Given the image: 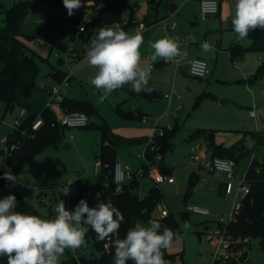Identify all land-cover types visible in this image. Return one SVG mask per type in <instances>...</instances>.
Wrapping results in <instances>:
<instances>
[{"label": "rangeland", "instance_id": "rangeland-1", "mask_svg": "<svg viewBox=\"0 0 264 264\" xmlns=\"http://www.w3.org/2000/svg\"><path fill=\"white\" fill-rule=\"evenodd\" d=\"M19 1L21 0H0V5L3 6V10H7ZM130 1L136 7L135 16L139 20L144 21L149 0ZM150 1L153 4L159 2V0ZM191 3H193V0L189 3V6ZM131 14L132 12L129 9L123 15L127 19ZM58 15L59 10L53 7L33 10L26 15L21 28V39L24 44L39 57L41 68L39 81L43 83L47 80L48 73L55 67L69 72V66L59 61L58 56L62 53L57 49L52 51L47 41L48 33L58 23ZM199 21L201 22V19ZM5 25L6 14L0 11V28ZM227 33L229 35L233 33V38L236 37V34L231 30H228ZM202 40L204 41L205 39ZM206 41L210 42V39H206ZM237 41L238 43L243 42L246 48L251 45L250 37L244 41H239L238 39ZM228 46L230 47V45ZM85 61L84 64L78 66L77 64H72V66L75 67L74 80L83 84L89 95L87 97L93 100L97 107L98 113L93 115L91 123L106 121L113 126V134L120 136L117 137L119 142L116 144L117 158L119 156L122 159L125 158L126 160L137 162L136 159L147 149L149 140L155 136V125L150 136L141 131V127L137 129L131 125L117 126L116 121L119 117L116 108L118 104H121L124 109H127L129 106H127V103L132 105L133 103H141V101L144 103L145 100L132 98L131 92L124 90V88L131 87L127 85L123 89L113 91L101 102L102 91L97 90L90 84V78L95 75L97 69L90 66L87 60ZM263 62L258 54L250 52L242 61L232 66L234 75L223 73L222 71V73L216 74L210 80L195 78L187 70L184 73L181 71L177 76L174 72L175 65V68L151 73L150 79L152 81L163 79V83H167L165 92H170L167 93L168 96L165 98L167 104L155 110L157 111V117L164 113L166 114H164L165 116L159 123V127L182 126V130L173 140L175 144L173 150L163 155L167 166L170 168L169 174L174 178L175 184L170 186L165 182L160 185L164 198L162 206L167 207L178 219H180V213L186 209L183 201L191 190L193 178L201 176L195 171H198L205 162L201 155V141L198 139L194 140L192 137L199 128H241L243 130L238 132L242 135L236 140H241L240 144L244 143L249 152L239 156V165L235 172L236 180H240L242 175L249 170L253 161L264 162V80L250 88L242 80L243 76L246 75L248 77L255 73ZM172 91L177 93V95L170 104ZM223 98L230 99L232 102L223 105L221 102ZM252 105H255L256 118L254 119L250 118L249 114V106ZM142 106L139 108L146 109V105L142 104ZM1 108L0 140L9 131L7 124L13 122L15 115L19 111L5 115L4 105H1ZM54 110H58L57 107ZM180 111L182 112L181 114ZM140 126L145 128L143 124ZM88 131L83 136L78 137L75 134L71 135L72 132L66 130L65 136L58 147L45 149L25 162L19 178L22 185L21 188L14 193H0V199L9 194H14L17 199L16 210L22 203H28L37 210L40 217L54 218V207L57 204H54V196L58 198V202L63 200L66 208L69 209L67 197L59 187L66 186L69 181H74L79 174H83L82 179L90 183L89 189L85 193V200H87L89 206L95 207L98 202H105L96 188L106 186L108 181L106 179L101 180L95 176L98 173L95 162L100 158L102 150V133L96 129ZM218 134L219 132H216V135ZM221 137L217 136L215 140L221 141ZM246 137L247 139H245ZM140 139L143 142H135V140ZM227 139L230 138H225L228 143ZM195 155L200 157L198 162L193 159ZM85 164L90 166V171L83 169V167H86ZM161 165L166 169L164 164ZM167 173L168 171H166ZM203 175L205 173H202ZM141 184L143 190L146 191L155 182L151 178L145 177L142 179ZM34 186H36L35 190ZM43 195L44 198H42ZM241 197L240 195V200ZM188 198V204H194V195H189ZM220 203L221 205L219 204L217 210L220 211L221 215L216 219L219 220L221 217L226 220L230 219L235 204V196L230 195L226 200L220 201ZM206 220V217L192 214L191 227L189 229H184V223L181 221V232L177 233L171 247L165 250L166 253L173 255L171 264H213L216 258L214 255L218 249L214 244H207L199 234L204 228ZM69 251L70 253L66 250L65 254L60 258V264H71L69 260L73 256L93 258L96 261L95 264H110L102 261L104 252L97 249L91 239L86 240L85 246L75 251ZM247 251V264H264V238L252 239ZM0 264H7L6 256H1Z\"/></svg>", "mask_w": 264, "mask_h": 264}, {"label": "trees", "instance_id": "trees-1", "mask_svg": "<svg viewBox=\"0 0 264 264\" xmlns=\"http://www.w3.org/2000/svg\"><path fill=\"white\" fill-rule=\"evenodd\" d=\"M98 0H82V3L97 2ZM130 0H114L107 9H99L95 7L96 16L90 25L89 38L96 36L101 27H112L115 24H122L124 21V12L131 7ZM53 7L58 10L64 8L63 0H21L15 3L7 10H3L0 5V11L6 14V25L0 28V63L3 68L0 71V112L1 105L5 107V115L15 113L19 109H26L31 112L29 121H33L39 113L45 120V126L37 133L34 139H29L25 147L15 156L12 164L16 174H20L25 162L43 152L50 147H58L65 136L66 128L58 123V115L52 107L45 108L42 105L44 98H49L48 88H43L38 78L40 75V63L38 57L30 51L21 39L22 24L28 13L33 10ZM175 0H160L155 8V17L146 19L149 25L153 22H159L165 19L170 12L176 9ZM162 14V15H161ZM160 18V20L158 19ZM131 21V20H130ZM68 33L60 29L59 25L56 29L49 32L47 41L52 49L66 52ZM251 39L250 47L246 48L242 45H235L230 49L231 59H243L248 53L258 54L264 61V30L257 28L249 34ZM66 76L62 71L57 70L51 77L60 83ZM264 80V62L259 69L251 77L245 80L248 85H255ZM150 98H159V95H151V93L140 92ZM64 113L81 112L89 117L95 115L96 108L89 100L65 98L60 105ZM121 116L131 117V113L119 110ZM91 124L87 127L90 128ZM93 126V125H92ZM91 126V127H92ZM103 144L99 160L102 162V175L110 182L113 180V171L116 163V148L114 139L108 133L109 128L102 126ZM182 130V126L175 125L171 131H165L163 135H155L148 145L146 156L151 162H155L158 155H165L168 151L173 150L175 144L174 138ZM202 131L193 134V138L200 135ZM215 134L209 137L210 146L214 149L212 159L226 158L235 160L239 163V156L248 150L243 146L234 145L231 148H224L214 144ZM108 143V144H107ZM163 164V162H161ZM166 173V169H163ZM3 174L0 173V183ZM247 180L250 186V193L243 200V208L235 220L227 225L228 234L235 240H241L235 248L236 253L243 254L248 250L252 239L264 238V162L253 161L247 171ZM140 188V183L129 184L123 192L119 193L111 202L118 208L124 216L119 229L120 238H124L128 229L134 227L136 222L147 224L149 220H155L153 215L158 206L163 202V193L160 186L151 188L148 194L140 197L136 192ZM88 188L79 186L70 190V210L78 204L81 199H85V193ZM22 213L38 215L28 203L20 205ZM189 213H180V219L174 214H169L159 220L161 231L164 227L172 229L174 232H181V221L188 219ZM91 239L94 246L104 252L103 262L112 263L114 256V248L111 245V238L98 241L96 233L91 230L86 234V240ZM109 243L108 247L106 245ZM1 258V256H0ZM164 258L173 261V255L166 253L164 250ZM238 257L231 258L228 261L217 260L213 264H241ZM71 264H95V259L86 256L75 257L69 260ZM131 264V262H129ZM247 264V263H245Z\"/></svg>", "mask_w": 264, "mask_h": 264}, {"label": "clouds", "instance_id": "clouds-1", "mask_svg": "<svg viewBox=\"0 0 264 264\" xmlns=\"http://www.w3.org/2000/svg\"><path fill=\"white\" fill-rule=\"evenodd\" d=\"M63 5L72 16L82 6V0H63ZM257 28L264 30V0H235L231 29L237 39L244 41ZM143 43L141 32L129 34L113 27H101L90 40L85 58L97 69L90 84L102 91L101 102L127 85L135 93H151L148 82L153 68L141 65ZM150 47L154 50L153 62L158 58L179 61L188 56L187 51L181 50L178 38L164 37L150 42ZM200 47L203 53L214 51L207 41ZM3 178L13 183L16 180L10 171L4 172ZM16 208L14 194L0 199V256L7 257V264H60L66 250L75 251L86 245L89 227L98 241L111 238L114 264H170L164 258V250L171 247L177 233L168 227L161 231L159 221L149 220L147 224L136 222L125 237L120 238L124 216L111 200L90 207L87 200L81 199L72 210L59 200L54 207V218L22 213ZM190 227L188 222L183 225L184 229Z\"/></svg>", "mask_w": 264, "mask_h": 264}, {"label": "crops", "instance_id": "crops-1", "mask_svg": "<svg viewBox=\"0 0 264 264\" xmlns=\"http://www.w3.org/2000/svg\"><path fill=\"white\" fill-rule=\"evenodd\" d=\"M191 1L192 0H175V5L177 7L175 9V11L170 12V14L165 19H163L159 22H153V24L150 25L149 29L143 34L144 43L141 45V48H140L141 65L142 66L151 65L153 68L152 73L158 72V71H165L168 68H175V66H176L174 72L178 76V73H180L181 71L184 73L185 70L189 71V74H190V62L196 58H203L209 62L210 69H211V74L206 78V80H210L211 78L213 79L216 74H220V73H222V71H223V73H230L231 75H234L232 66H234L238 62L242 61L246 57L245 56L243 59H240V60H232L231 54H230V49L235 45H242L243 47H245V44H243V42L238 43L237 38L236 37L233 38V36H234V35H232L233 33H231L230 35L227 33L228 30L232 31V29H231V27H229V25H230L231 19L234 16V13H235V0H219L220 12L218 13V15L210 16L206 21L201 20V22L199 21L201 19L200 18L201 0H193V3H191L189 6V3ZM159 2H160V0H159ZM158 3L153 4V2H151L150 0L147 2V8L148 9H147V14L144 16L145 21L147 18L153 19L155 17L154 12H155V8L157 7ZM130 18H131V15L127 19L124 18L123 22L128 21ZM158 19L160 20L159 17H158ZM164 20H165V22H162ZM173 22L177 23L176 29H171V25ZM116 26H118V24H115L112 27L115 28ZM57 27H58V23L55 25L53 30L56 29ZM125 30L129 33H132V32H134V26L132 24H130L128 27H125ZM164 37H169L172 39L178 38V43L180 45L181 50L188 52L187 58L183 59V62L181 65L178 66L175 63V61L166 62L165 60L160 59V58H158L157 61H155V62H153L151 60V55H152L154 50L151 49L150 42H155L156 40L164 38ZM202 39H205V40L203 41ZM206 39H210L209 43L211 45H213L214 51L208 52V53L202 52L200 45L203 42H205ZM88 44L87 43H85V44L80 43V45L78 46L79 50L86 53V48H87ZM228 45H230V47ZM51 50L53 51L54 49L51 48ZM61 53L62 54L60 56H58L59 61L63 64H66L64 61L65 52H61ZM85 60L81 64H84L86 62ZM0 64H1V69H0V71H1L3 68V64L2 63H0ZM57 70L62 71L64 74L67 73L64 70H62L61 68L55 67L52 69L51 72L48 73L47 80L44 83L42 81L40 82L39 78H38L39 84L43 88H50V87L56 85L57 82L55 81V79L53 77H51V74H53ZM161 74H163V72H161ZM253 74H255V73H253ZM251 76L247 77L245 75V76H243V79H242L244 81L245 85L249 88L257 85V84H255V85L251 86V85L246 84L245 80ZM165 85L167 86V83H163V79H161V78H160V81H152L151 79H149L148 86L152 89L151 95L152 96L153 95H159V98L158 97L157 98H155V97L150 98V97H147L144 95H140V93H135V92L131 91V87L124 88L125 91L131 92L132 98L142 99V100H145V102L143 103L141 101V103H137V104L133 103L132 105L127 103V106L129 105L127 109H124L121 104H118V106L116 108V112H117V115L119 117V119L116 121L117 126L131 125V126H133V128H137V129H140V127H141V131H144L145 134L150 136L152 134L153 126L154 125H155V127L159 126V123L161 122L163 116L166 115L164 113L165 115L163 114V115L157 117V115H156L157 111H155L160 106H164L167 104V102L165 101V98L168 96L167 93H170V92H167V93L165 92V88H166ZM173 92L174 91H172V93H171L170 104L174 101V98L177 95V93H175V92L173 93ZM62 93H63L65 98L89 100L92 102L94 107L97 108L94 101L87 97L89 95L87 94V91H86L85 87L83 86V84L74 80V75H73V78H72L70 85L62 88ZM223 99H225V98H223ZM47 100H48L47 97L44 98L42 105H45ZM227 100L228 101L223 105H227V104L232 102V100H230V99H227ZM142 104L146 105V109L139 108V107H143ZM241 106H242V104H241ZM55 107H57L58 110H54ZM254 107H255V105L249 106V112L254 110ZM52 109L57 113L58 118H59V116H61V117L64 116V110L62 109L61 106L54 105V106H52ZM118 109L125 111L127 113H131L132 116L131 117H123L118 112ZM168 110H169V106H168ZM96 112L98 113L97 109H96ZM181 113L182 112L180 111V114ZM155 116H156V118H155ZM93 117L94 116H91L90 120ZM250 118L254 119L256 117L250 116ZM102 119H103V117H102ZM142 124H143V126H145V128L140 126ZM91 126H90V128H86V129H82V130L81 129H66V130L71 131L72 132L71 135L75 134L78 137H81L84 135L85 132L86 133L89 132L88 130L96 129L100 133H102V144H103V132H102L101 128H102V126H107L109 128L108 133H110V136L114 139V142H115L116 162L122 163L124 165H128L133 169H137L141 164H144L145 160H144L143 156L146 155L147 149L145 150V152L142 155H140L136 159L137 162H135L133 160H126L125 158L122 159L119 156L117 158L118 154H117L116 144L119 142L117 137H120V136L117 134H113L114 127L111 126L106 121H104L102 123H95V124L91 123ZM66 130H65V132H66ZM197 131H202L198 137L194 138V140L198 139L201 141L200 142L201 148H202L201 155L205 161L204 164L201 165L202 166L201 168H204L205 175L202 176V174H198L201 176L197 177V178H193V181L191 183V186H192L191 190L192 191L190 190L191 192L189 191L187 193V195L184 198L183 203L185 204V207H186V205H188V203H189L188 202L189 195L193 194L195 197L194 204L205 207L210 211L209 216H203V217L207 218V220L205 221L204 228L199 232V234L203 237V235L205 233H207L209 231H213L216 228L217 224L222 219H224V217H221L219 220L216 219L217 217H220V215H221L220 211L217 210V208H218L219 204L221 205L220 201L226 200L230 196L226 193V176L225 175L215 176V175L209 173V170L207 169L206 165H207L208 161H210L212 159L213 152H214V149L212 148L213 146H210L209 137L212 135V132H214V133L219 132L218 135L215 134V137L222 136L221 137L222 139H221V141L214 140L215 145L222 146L224 148H231L234 145L243 146L244 149L248 150L247 152H244V154L248 153L249 149L246 147V145L244 143L240 144V142H242L241 140L240 141L236 140L237 138H239L242 135L241 133H238V132L243 131V130H241V128H212V127L205 128L204 127V128H199ZM197 131H195V132H197ZM71 137H73V136H71ZM227 137L230 138V139H227V141H229L228 143L225 141V138H227ZM141 138H143V137H141ZM245 139H247V137ZM151 141H152V139L149 140L148 143L150 144ZM135 142H143V141H141V139H140V140H135ZM50 148H52V147H50ZM147 148H148V144H147ZM47 149H49V148H47ZM164 159H165V157L162 159L163 164L166 167V171H168L167 174L170 175L169 174L170 168L167 166ZM199 160H200V157H199ZM198 161H196V162H198ZM96 162H95V166H96ZM238 165H239V163H238ZM85 166L86 167H83V169H85L86 171L87 170L90 171V166H87L86 164H85ZM96 168L98 169V173L95 176L101 180L106 179L102 175V168L103 167H97L96 166ZM82 177H83V174H79L77 178H81L82 181H85V185H82V187L88 188L90 183H88L86 180H83ZM19 178H20V174H18V179ZM141 182H142V180H141ZM141 182H140V188L136 192L140 197L146 196L151 188H154L157 186L156 184H154L151 188H149V190L144 191ZM19 183H20V181H19ZM174 184H175V182L173 184H168V185L171 186ZM21 186L22 185L20 184L18 189H20ZM60 187H63V186H60ZM34 188H36V186H34ZM192 188L195 191L194 193H193ZM96 189H98L97 191L100 192V194L103 197V199L105 200V202L107 200L112 201L119 194L117 192H114V190L110 187L109 181H108V184L106 186H104L102 188H96ZM221 199H223V200H221ZM54 200H55L54 204L58 203V198L56 196H54ZM162 203L158 206V209L156 210V212L153 215L154 219L157 221H159L163 218L161 216V212L165 209L168 210L170 214H173L167 207L162 206ZM68 205H69V203H68ZM68 210H70V208ZM156 213H157V215H156ZM181 213H186V209ZM191 215L192 214H189L188 219L186 221H182V223L188 222L190 224L191 223ZM67 251L70 253L69 250H67ZM73 257L78 258V256H73ZM111 264H114V259L112 260Z\"/></svg>", "mask_w": 264, "mask_h": 264}, {"label": "built area", "instance_id": "built-area-1", "mask_svg": "<svg viewBox=\"0 0 264 264\" xmlns=\"http://www.w3.org/2000/svg\"><path fill=\"white\" fill-rule=\"evenodd\" d=\"M113 1L114 0H98L97 2L83 3L79 9L74 11L72 16L68 15L65 7L59 10L58 25L61 30L68 33L66 40L68 49L65 52L64 61L69 66V72L66 73L65 78L60 83L57 82L56 85L48 88L49 98L44 105L45 108L54 105L60 106L64 102L65 97L62 93V88L69 86L72 81L75 71V67H73L72 64H77L78 66L86 59V53L79 50L78 46L80 43L88 44L90 40L94 38V36L89 38V33L90 25L96 15L95 7H98L99 9H107L111 6ZM129 9L132 12L131 18L122 24H118L115 28L126 31L125 27L132 24L134 26V32L128 33L134 34L139 31L143 35L149 29L150 25L147 21H141L135 16L136 7L134 5H131ZM200 9V18L202 21H206L210 16L218 15L220 12V2L219 0H201ZM162 22H165V20ZM176 28L177 23L173 22L171 29ZM182 62L183 60L175 61L178 66L181 65ZM190 74L198 79H206L211 74L209 62L203 58L194 59L190 62ZM31 114L32 113L26 109H19L13 122L7 124L9 128L8 133L0 140V173L4 174V172L10 171L13 176L16 177L14 183L3 178L0 183V193H14L17 191L20 183L18 174L15 173L12 162L15 156L25 147L26 142L29 139H34L37 133L45 126V120L42 117V113H39L37 117L30 122L29 118L31 117ZM250 116L256 117L254 110L250 111ZM58 123L66 129H86L91 124V120L85 113L73 112L64 113V116L58 119ZM172 129L173 126H156L155 135H163L165 131H171ZM143 158L145 160L144 164H141L137 169H132L130 166L119 162L116 163L113 171V180L109 182L110 187L114 192L121 193L129 184L140 183L145 177L151 178L158 186L165 182L168 184H173L175 182L174 178L164 173L163 166L161 165L163 159L161 155L157 156L155 162L149 161L146 155H144ZM193 159L198 161L199 156L195 155L193 156ZM96 166L102 167V162L98 160ZM206 166L209 173L215 176H226V193L235 196V204L230 219H222L213 231H209L203 235V239L207 244H214L218 249L214 255L216 257L214 261H228L231 258L240 257L242 255L241 253L235 252V248L241 240H235L230 234H228L227 225L230 221L235 220L240 214L243 208V200L250 193L247 172L242 175L240 180H236L235 171L238 163L235 160L226 158L211 159ZM195 172L197 174H202L204 173V168H200ZM82 185H85V181H82L81 178H76L74 181H70L66 186L59 187V189L64 194L66 190H68V193L65 195L69 202L71 188ZM240 195L242 196L241 200ZM42 198H44V195ZM186 212L201 216L210 215V211L207 208L195 204L186 205ZM168 215L169 212L166 209L161 212L162 217H167ZM108 245L109 243L106 247H108Z\"/></svg>", "mask_w": 264, "mask_h": 264}, {"label": "water", "instance_id": "water-1", "mask_svg": "<svg viewBox=\"0 0 264 264\" xmlns=\"http://www.w3.org/2000/svg\"><path fill=\"white\" fill-rule=\"evenodd\" d=\"M96 16V15H95ZM229 27H231V22H230V25ZM228 100L227 99H222V104H225ZM17 211H20L22 212L21 208L18 207ZM248 260V251H245L238 259V261L241 263V264H245Z\"/></svg>", "mask_w": 264, "mask_h": 264}]
</instances>
